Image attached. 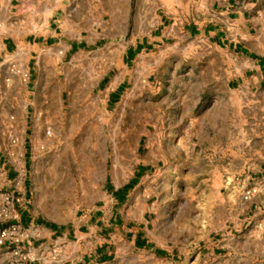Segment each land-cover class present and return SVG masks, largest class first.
<instances>
[{
	"label": "rangeland",
	"instance_id": "1",
	"mask_svg": "<svg viewBox=\"0 0 264 264\" xmlns=\"http://www.w3.org/2000/svg\"><path fill=\"white\" fill-rule=\"evenodd\" d=\"M183 4L0 8V46L11 44L0 52V228L18 221L25 232L0 242V264L93 261L103 243L107 260L89 264H232L220 247L230 237L249 240L260 264L264 224L246 218H264V194L250 183L264 173V80L249 59L185 38L168 17ZM138 163L146 171L115 203ZM247 187L257 190L243 199ZM25 189L32 223L20 222ZM91 215L98 226L110 216L146 223L167 250L134 248L118 227L96 231Z\"/></svg>",
	"mask_w": 264,
	"mask_h": 264
},
{
	"label": "crops",
	"instance_id": "2",
	"mask_svg": "<svg viewBox=\"0 0 264 264\" xmlns=\"http://www.w3.org/2000/svg\"><path fill=\"white\" fill-rule=\"evenodd\" d=\"M15 1L0 0V8H4L7 11L13 7ZM169 12L172 11L169 10ZM168 17L173 18V23H179V30L185 38L195 41L201 40L213 49H221L238 59H249L251 68L260 78L259 81L264 80V0H184L179 13H175L173 17L170 15ZM159 19L160 22L165 21L163 15ZM163 37V33H161V38L159 39L151 36V41H146V43H158ZM10 46V41L3 42V46H0V52L5 51L8 53ZM139 47L140 45H136L134 48H128L127 54H132ZM145 171L144 165L138 163L136 171H134L130 179L115 188L113 192L115 203L126 204L131 189L127 184H131L136 178L141 177ZM250 183L257 187L258 192L262 193L261 195L264 194V173L257 177H251ZM26 196L25 189L18 204V209L21 211L20 222L26 223L30 221L32 223L33 218H30L29 215ZM260 216V211L253 213V215L246 218L248 220L247 223L252 222L253 226L261 227L264 224V218ZM89 220L95 224L96 231L99 232L108 229V226L113 227V229L118 227L125 238L130 239L134 248L148 247L155 253L167 250L159 244V241L148 236L146 223L142 227L138 224L134 228L127 218L121 220L118 224L117 219L110 216L108 221L102 226L97 225L98 219L92 215L89 216L87 222ZM76 229L79 230L80 226H77ZM253 231L250 230V233H253ZM72 232L76 235L74 229ZM67 235H70V233L68 232ZM67 235L65 234V237ZM244 245L247 248L241 249ZM251 245L252 243L249 240L243 241L230 237L223 240L220 247H225V253L230 254L232 264H255L257 256L255 251L250 249ZM108 246L103 243V245L100 244L99 247H96L94 254H92L93 261L91 259L87 260V257L83 255L76 259L65 258L58 264H89L90 261L102 263L107 260ZM215 247L218 248V246ZM259 263L264 264V257L259 260Z\"/></svg>",
	"mask_w": 264,
	"mask_h": 264
},
{
	"label": "built area",
	"instance_id": "3",
	"mask_svg": "<svg viewBox=\"0 0 264 264\" xmlns=\"http://www.w3.org/2000/svg\"><path fill=\"white\" fill-rule=\"evenodd\" d=\"M256 190L257 189L255 187L244 188L241 192L242 198L248 199L254 192H256ZM6 200L11 203L13 199H9L8 197H6ZM23 229V225L18 221L10 222L6 226L0 228V242L5 241L9 238L14 242L23 240V237L25 236V232Z\"/></svg>",
	"mask_w": 264,
	"mask_h": 264
}]
</instances>
